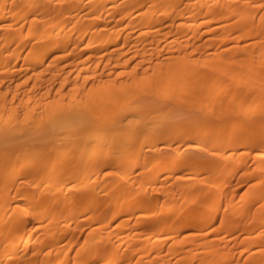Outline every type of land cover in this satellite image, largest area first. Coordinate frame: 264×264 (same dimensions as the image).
Wrapping results in <instances>:
<instances>
[{
  "label": "bare ground",
  "instance_id": "bare-ground-1",
  "mask_svg": "<svg viewBox=\"0 0 264 264\" xmlns=\"http://www.w3.org/2000/svg\"><path fill=\"white\" fill-rule=\"evenodd\" d=\"M0 264H264V0H0Z\"/></svg>",
  "mask_w": 264,
  "mask_h": 264
},
{
  "label": "rangeland",
  "instance_id": "rangeland-1",
  "mask_svg": "<svg viewBox=\"0 0 264 264\" xmlns=\"http://www.w3.org/2000/svg\"><path fill=\"white\" fill-rule=\"evenodd\" d=\"M208 78V77H207ZM209 78H211V79H213L214 80V82L215 83H217V84H219L220 83V81H221V83H222V88H223V94H221V97H219V98H213V94H215V92H214V90H215V85H213L210 89H209V94H211L210 96H211V100L209 101V103L208 104H206L205 102H203V101H201V102H199L200 104H198V106L196 105V103H195V101L193 102V100H194V98L195 97H197L199 94H200V91H199V89L198 88H196L195 90H189V92L188 93H190V94H187V92L185 91V92H183V96H188V97H190L191 96V98H190V100H189V102H187L186 104H184V103H182V105L180 104V113L182 114V115H184L185 114V116L187 115V116H189L190 117V119L191 118H195V119H199V120H202V121H205L208 125H211V127L213 126V128L216 126V128L218 129V131L220 130V132H218V133H220V134H228L227 133V130L226 129H228L229 127H228V125L230 124H232V125H234V123L235 122H237L236 121V117H235V115L233 116V113L234 112H232V115H231V111H233L235 108H236V103H242L243 104V100H242V96H241V89H243V91L246 89H244L242 86L240 87V90H239V92H235V91H233V89L230 91V89L231 88H229L228 87V85H227V83L224 81V78H222V76H220V77H217V78H212V77H209ZM214 83V84H215ZM223 83H225V84H223ZM227 86V87H226ZM245 87H246V85H244ZM253 87V86H252ZM248 88V87H247ZM254 88V87H253ZM252 88V89H253ZM255 88H256V86H255ZM251 90V89H250ZM228 91H230V92H228ZM252 91H254V90H252ZM251 91V92H252ZM214 92V93H213ZM255 92H256V90H255ZM199 93V94H198ZM253 93V92H252ZM185 94V95H184ZM229 94V96H227ZM195 96V97H194ZM213 98V99H212ZM215 99V100H214ZM217 99V100H216ZM222 99H225V101L224 100H222ZM219 100V101H218ZM234 101V102H233ZM214 102V103H213ZM221 103H224V105H220ZM204 104V105H203ZM214 104V105H213ZM219 104V105H218ZM193 107H191V106ZM195 105V106H194ZM206 106H208L209 108H207ZM224 106V107H223ZM206 109V110H205ZM222 109V110H221ZM226 109V110H225ZM232 109V110H231ZM202 111V112H201ZM191 112V113H190ZM207 112V113H206ZM212 114H211V113ZM190 113V114H189ZM193 113H195L194 114V116H193ZM214 114V115H213ZM203 116V117H201V116ZM209 115V116H208ZM198 117H201V118H198ZM231 120V121H230ZM236 124V123H235ZM229 125V126H230ZM224 126H226V128L224 127ZM223 129V131H221ZM224 132V133H223ZM219 134V135H220ZM222 135L220 136L221 138H222ZM215 150V151H214ZM218 150V154H220V153H222L221 152V149L219 150V149H217ZM216 149H213V148H211V152L213 153L214 152V154L216 153V151H217ZM213 154V155H214ZM210 159V157H208V160ZM212 159L214 160V158L212 157ZM197 162H199V161H197ZM205 162H209V161H205ZM253 165V164H252ZM251 165V166H252ZM251 166H249L250 168H251ZM202 172V171H201ZM203 174V173H202ZM200 172L199 173H196V176L197 177H199V176H201L202 175ZM200 178V177H199ZM187 204V205H186ZM184 206L180 209V212L182 211L183 212V210L185 211H188V210H190V208H191V210H193L196 214H199L200 212H198V211H201V210H199V208L200 207H198V205L196 206V205H194L193 203H192V201H190V200H187L186 202H184V204H183ZM186 205V206H185ZM186 208V209H185ZM201 209V208H200ZM181 212V216L182 215H184V213H182ZM185 213H187V212H185Z\"/></svg>",
  "mask_w": 264,
  "mask_h": 264
}]
</instances>
